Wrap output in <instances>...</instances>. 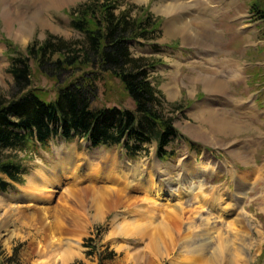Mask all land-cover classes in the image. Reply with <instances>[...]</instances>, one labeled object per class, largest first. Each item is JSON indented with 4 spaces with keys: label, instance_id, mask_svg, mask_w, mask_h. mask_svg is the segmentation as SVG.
I'll return each mask as SVG.
<instances>
[{
    "label": "rangeland",
    "instance_id": "374dc122",
    "mask_svg": "<svg viewBox=\"0 0 264 264\" xmlns=\"http://www.w3.org/2000/svg\"><path fill=\"white\" fill-rule=\"evenodd\" d=\"M94 1L0 0V97L4 101L11 99L14 86V79L8 71L12 55H26L32 43L42 44L51 36L69 43L83 42L85 36L72 28L70 14ZM251 1L126 0L117 11L119 14L132 7L133 19L150 16L152 23L156 22L158 29L149 40L131 41L128 46L133 58L143 59L153 67L148 71L149 80L160 98L158 108L163 119L171 120L181 136L195 147H188L185 141L178 139L167 148L175 153L174 158L160 161L155 144L147 147L149 155L139 153L135 160L128 159L125 149L92 150L88 144L77 140L67 144L59 140L60 145L36 144L25 152H17L18 162L27 170L22 186L2 176L11 187L6 193L0 192V202L6 201V205L13 206L29 203L22 197L28 177L42 167L52 169L64 153L90 157L95 163L116 159L131 169L140 166L135 183L146 184L148 176L145 172L151 170L158 182L169 188H178L181 193H191L194 186L203 189L202 195L209 199V203L203 207L204 203L195 199L194 193L186 195L181 228L176 229L174 224L175 229H169L173 233L172 239L186 237L189 228L195 236L204 235L209 229L212 248H217V234L221 233L220 237H226L229 244H234L230 256L236 263L239 258L242 264H264V27L253 21L249 13ZM182 3L190 6L191 11L183 10ZM168 26H176L171 34ZM23 28L26 35L19 39L16 32ZM177 29L182 32L177 33ZM33 68L36 67L33 65ZM33 72L35 88L50 94L46 100H55V82L39 75L36 70ZM208 79L217 80L211 89L206 87ZM218 82H224V90L217 88ZM98 96L95 102L98 107L110 108L119 104L128 109L135 107L119 83L108 77L99 84ZM207 110H212L216 119L231 121L233 125L229 126L232 128L223 131L217 121L206 122L205 118L209 116H202V113ZM245 152H248L247 156ZM208 160L213 163L209 165ZM242 178L247 184L242 185ZM62 185L56 184L47 190L54 205L65 196L66 190L89 187L88 182ZM143 192L138 193L140 200ZM216 200H221L217 201L219 206L230 209L231 216L224 223L220 222V212L214 210ZM195 206H200L202 211L190 224L189 211ZM75 209L74 213L78 211L77 207ZM110 209L109 205L100 206L104 216L97 222L91 220L86 234L75 228L69 231L68 237L78 247L75 251L79 256L68 264H138L128 259L143 252L150 237L145 240L131 235L112 237L116 227L129 221L133 223V218L127 219L125 209L109 215ZM93 211L84 213L80 210L79 213L90 218L95 214ZM4 212L5 209H0V214ZM157 225L154 224L149 236L157 230ZM240 230L247 242L244 249L239 245L243 236V233L238 235ZM8 236L0 226V264H29L25 261L27 245L19 239L7 244ZM170 253L159 258L157 264H172L179 257L178 252ZM35 261L37 258L31 263Z\"/></svg>",
    "mask_w": 264,
    "mask_h": 264
},
{
    "label": "trees",
    "instance_id": "16d2710c",
    "mask_svg": "<svg viewBox=\"0 0 264 264\" xmlns=\"http://www.w3.org/2000/svg\"><path fill=\"white\" fill-rule=\"evenodd\" d=\"M122 3L95 0L71 13V25L85 36L83 42L51 36L42 44L32 43L26 55H12V96L9 101L0 97V174L19 182L27 170L17 155L5 152H25L58 139L82 138L104 148L123 144L132 152L139 147L129 146L130 141L142 145L155 140L163 154L170 139L177 136L173 122L164 120L158 108L161 101L148 74L153 67L133 58L128 47L132 40H149L157 24L150 16L133 19L131 8L117 14ZM250 13L264 22V0H253ZM33 70L55 82V100H46L50 94L35 88ZM107 77L117 81L133 100L134 110L95 105L99 84ZM7 187L0 177V191Z\"/></svg>",
    "mask_w": 264,
    "mask_h": 264
},
{
    "label": "bare ground",
    "instance_id": "6f19581e",
    "mask_svg": "<svg viewBox=\"0 0 264 264\" xmlns=\"http://www.w3.org/2000/svg\"><path fill=\"white\" fill-rule=\"evenodd\" d=\"M185 4L182 3L183 10L189 11L190 6ZM6 15H9V12ZM175 27H167L169 34L172 33ZM176 32L181 33L182 31L177 29ZM25 33L24 28L23 30H17V38L22 39L26 35ZM216 81L213 79L206 80V87L213 88ZM223 83H217L218 89L224 90ZM213 113L212 110H207L202 113V116L204 114L209 116L208 119L204 116L206 122L210 120L217 121L220 130L227 131L232 128L229 126V124L233 125L231 121L225 122L223 119H216L215 113ZM211 126L215 125L211 124ZM56 150L60 152V149ZM246 154L248 152H245ZM207 162H209V165L213 163L211 160ZM139 168L140 166L133 169L129 166H122L116 159L95 163L90 157H79L70 152L64 153L52 169L42 167L28 177L26 186L22 189V197L28 200L29 203L13 206L12 204L6 205V201L0 202V209H5V212L0 214V226L9 234L6 243H11L13 239H19L27 245L25 261L29 264H68L79 256V253L75 251L78 247L68 237L69 231L75 228L78 229V232L86 234L92 224L91 220L97 222L103 218L104 212L101 213L100 206L109 205L111 208L109 215L125 209L128 215L127 219L133 218V221H131L133 223H129V221L116 227L111 234L112 237L131 235L139 237L140 240L150 237L144 251L136 254V256H130L129 261L138 264L140 261L145 262V264H157L158 259L168 255L169 252H178L179 257L172 264H203L204 262V264H242V261L238 260L239 258L236 263L233 256H230L234 244H229L228 238L220 237L221 233L217 234L219 242L217 248H212L210 245L209 229L206 230L204 235L195 236L191 233L192 228H189V234L186 237L179 240L177 237L172 239L173 233L171 234L169 229H175L174 224L177 227L176 229L181 228L186 195L194 193L196 195L194 198L196 197L198 201L205 204H203V207L207 206L209 199L202 195L203 189L197 186H194L191 193L187 194L181 193L178 188H169L164 183L158 182L156 175L151 170L145 172V176H148L147 185L135 183L140 171ZM242 179H240L242 185L247 184L244 178ZM83 182H88L89 187L78 190H74V187H72L73 190H66L65 196L61 195L59 203L55 205L52 202V197L47 195L48 188H52L56 184L75 186ZM143 190V197L140 200L138 193ZM210 199L213 202V198ZM217 201L214 203L217 207L214 210L220 212V222L224 223L231 216L230 209L219 206ZM75 207L78 211L74 213ZM199 207L189 211L191 212L189 219L192 220L190 224L200 215L202 209ZM88 209L95 211H93L95 214L91 215L90 218L87 217L89 216L87 214L79 213L80 210L84 213L89 212ZM130 214L134 216L130 217ZM155 223L158 224L156 226L157 230L149 236ZM239 225L242 228L241 222ZM241 233H243L242 230L238 231V235H241ZM242 235L243 239H240L239 245L244 249L247 242L244 233ZM178 247L179 249H177ZM119 250L121 251V249ZM34 258H37V261L31 263Z\"/></svg>",
    "mask_w": 264,
    "mask_h": 264
},
{
    "label": "crops",
    "instance_id": "0c3cea01",
    "mask_svg": "<svg viewBox=\"0 0 264 264\" xmlns=\"http://www.w3.org/2000/svg\"><path fill=\"white\" fill-rule=\"evenodd\" d=\"M218 88V87H217ZM220 90V89H219Z\"/></svg>",
    "mask_w": 264,
    "mask_h": 264
}]
</instances>
